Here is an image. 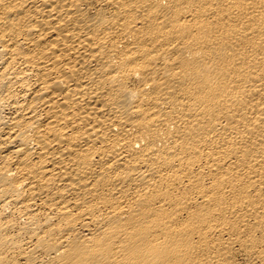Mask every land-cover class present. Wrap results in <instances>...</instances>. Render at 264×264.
Wrapping results in <instances>:
<instances>
[{"label":"bare ground","instance_id":"obj_1","mask_svg":"<svg viewBox=\"0 0 264 264\" xmlns=\"http://www.w3.org/2000/svg\"><path fill=\"white\" fill-rule=\"evenodd\" d=\"M0 264H264V0H0Z\"/></svg>","mask_w":264,"mask_h":264}]
</instances>
